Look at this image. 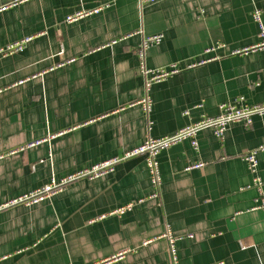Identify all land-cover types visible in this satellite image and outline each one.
Instances as JSON below:
<instances>
[{
  "label": "crops",
  "instance_id": "obj_1",
  "mask_svg": "<svg viewBox=\"0 0 264 264\" xmlns=\"http://www.w3.org/2000/svg\"><path fill=\"white\" fill-rule=\"evenodd\" d=\"M256 10L264 27V0H0V48L32 37L0 56V204L217 116L240 96L264 103V48L233 53L261 42ZM155 34L163 40L146 64L181 71L152 86L146 113L138 50ZM197 139L198 149L185 140L161 152L159 187L139 155L0 211V264H264V210L243 158L264 143V117L230 124L224 140L211 129ZM258 159L264 181V152ZM168 230L179 237L176 262Z\"/></svg>",
  "mask_w": 264,
  "mask_h": 264
},
{
  "label": "built area",
  "instance_id": "obj_2",
  "mask_svg": "<svg viewBox=\"0 0 264 264\" xmlns=\"http://www.w3.org/2000/svg\"><path fill=\"white\" fill-rule=\"evenodd\" d=\"M18 0H16L17 2ZM160 0H140L142 4H153ZM7 6V5H6ZM6 6H3L5 8ZM102 10L101 7L95 8L92 10H79L70 14L66 21L68 23H73L78 20H81L85 17H88L92 14L99 13ZM262 14L259 10L254 12L255 20L261 25V42L255 46L240 48L235 50L234 54H246L250 51L264 48V27L262 24ZM32 39L31 36L26 37L22 40H18L12 43L7 44L0 48V56H8L17 52H21L26 48L28 42ZM163 40L162 34L150 35L144 38L139 50L138 55L140 59V72L145 78V96L138 102L146 113H150L153 106V101L150 96L151 88L154 84L162 82L167 78L175 75L181 71V68L177 64H173L168 68H150L146 64L145 52L146 50L154 45L160 44ZM256 116L264 117V103L259 104H250L247 102L244 96L236 98L232 102H225L220 105V113L217 116H205L199 121L194 122L190 125H187L178 131L163 137H151L149 136L142 144L131 148L126 151L125 154L121 157H114L110 160L96 164L91 168H86L84 170L78 171L76 173L70 174L61 180L53 179L50 184L43 186L40 189H37L29 194L20 196L13 200H10L6 203L0 204V211L9 208L17 204H35L39 203L47 198H50L62 191L65 186L69 183L82 178H96L100 175H103L107 172L113 171L114 166L126 159L144 155L146 156L147 165L151 174L152 182L156 187H159L161 183V172L160 165L158 161V156L161 152L173 145L181 143L185 140H190L192 146L195 149H198L199 142L197 136L199 132L205 129H211L214 131L215 135L224 140L226 131L232 123H242L246 127H250L253 124V119ZM38 141L32 142L27 146L20 148L24 150L27 147H32L37 145ZM18 150L11 151V154L16 153ZM264 152V143L260 144L258 147L248 151L244 154L243 158L247 162L250 172L253 175V184L252 187H255L261 197V203L255 207V209L261 208L264 210V198H263V185L264 181L259 175V159L258 156L260 153ZM204 164L202 162L190 164L187 166L186 170L190 171L192 169L200 168ZM133 204H128L117 208L113 213L115 214H125L128 211L133 209ZM165 237L169 242V251L174 262L177 261V248L176 243L179 237L175 236L170 230L167 231Z\"/></svg>",
  "mask_w": 264,
  "mask_h": 264
},
{
  "label": "rangeland",
  "instance_id": "obj_3",
  "mask_svg": "<svg viewBox=\"0 0 264 264\" xmlns=\"http://www.w3.org/2000/svg\"><path fill=\"white\" fill-rule=\"evenodd\" d=\"M141 100V99H140ZM140 100H138V102L140 101ZM137 102V103H138ZM56 136V134H49L46 138H42L41 140H36V141H38V143H37V145L38 144H41V143H43V142H49V140H51L52 138H54Z\"/></svg>",
  "mask_w": 264,
  "mask_h": 264
},
{
  "label": "water",
  "instance_id": "obj_4",
  "mask_svg": "<svg viewBox=\"0 0 264 264\" xmlns=\"http://www.w3.org/2000/svg\"><path fill=\"white\" fill-rule=\"evenodd\" d=\"M13 1V0H12Z\"/></svg>",
  "mask_w": 264,
  "mask_h": 264
}]
</instances>
